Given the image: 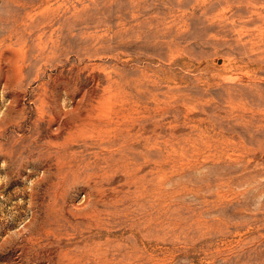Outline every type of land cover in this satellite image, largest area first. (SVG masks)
Wrapping results in <instances>:
<instances>
[{
  "label": "rangeland",
  "instance_id": "374dc122",
  "mask_svg": "<svg viewBox=\"0 0 264 264\" xmlns=\"http://www.w3.org/2000/svg\"><path fill=\"white\" fill-rule=\"evenodd\" d=\"M55 27L52 64L36 51L24 70L7 60L23 55L20 37L32 45ZM60 71L77 82L71 96L57 87L61 108L87 95L93 111L131 112L139 142L49 147L59 122L37 120L35 78L52 89ZM49 153L82 172H57ZM92 189L121 214L85 239L60 207L85 208ZM111 247L132 264H264V0H0V264H65L64 250L95 264Z\"/></svg>",
  "mask_w": 264,
  "mask_h": 264
},
{
  "label": "bare ground",
  "instance_id": "6f19581e",
  "mask_svg": "<svg viewBox=\"0 0 264 264\" xmlns=\"http://www.w3.org/2000/svg\"><path fill=\"white\" fill-rule=\"evenodd\" d=\"M31 32H28V34H30ZM45 33L46 32L44 31V32L41 33V35L38 36V38H37L38 40L36 41L35 44H32L33 46L32 45H27V43H26L27 40H25V37H24L25 35L23 34L24 36L22 38L20 37V40L22 39V42L24 41L23 45L21 46V48H24L23 55H20V53H18L17 50L16 51H12V55L11 56L10 55L7 56V60L9 62H11L12 64L18 66L22 70H24V68H28V66L31 64V62H27L28 60H30V59H28L29 56H30V52L31 51L32 52L36 51L37 54H35V55L39 56V59L44 60L45 63H51L52 64L55 61L56 57L58 56L59 51L62 49V39L64 37L62 35V30H61L60 27L51 28L50 31H49L48 36ZM70 52H71L70 45H68L67 48H64L62 50V54H64L66 56L65 60L71 59V58H69V53ZM70 57H71V55H70ZM33 59H35V57H33ZM33 59L31 58V61ZM36 60H38V58ZM79 60H80V58H79ZM35 62L36 61H34V63ZM55 64H58V63H55ZM78 64H79V62H78ZM80 65H81V63H80ZM82 65H84V64H82ZM9 66H10V63H9ZM75 67L76 66L71 65L70 68H69V71L71 73V71H73V69L76 70L75 72L77 74V77L79 78V76H80L79 74L84 73L85 70H84V72H81L82 69L78 68L79 66L77 67V69ZM39 69L40 68H38V71H39ZM23 72L21 74V77H19L18 80L16 81V85L19 87V89H17L18 91H16V92H19V93H17V97L14 100V104L17 103V102L19 103V105L15 104V105L19 106V107H17V111L19 112V114H21L24 117V115H25V113L27 111H25V107L23 106V104H24L23 100H24V96H26L27 95L26 93H28L29 91H27L28 88L24 89V84H25L24 81H26L27 77H26V74L23 73ZM64 74L65 73H62V71H60V73H58L57 75H55V74L52 75L51 74L52 77L54 76L53 80H51L52 81V85H50L52 89H50L47 86V84H49V83H47L45 80H40V76H39L38 73L36 74V78H35L36 81H39V84H38V87H37L38 91H35V94H34L35 95L34 102L36 103L35 104L36 105V111L38 113L37 120L39 122H41L42 124L48 125L47 127H49V125L53 121H55V122L58 121L59 122V127L57 128V130L55 132H51L50 133V138L51 139L48 140V141H49V143H51L53 145H50L49 147L56 146L58 148L57 149L58 152H64L66 154L67 151H70V149L73 148L75 146V144H77L76 141L79 138L87 139V138H92V137L94 138V136L97 137L96 139L99 140V142H96L98 145L99 144L103 145L102 142L106 138H114V139H118V140L122 139V140H124L125 143H132V144L136 143V142L137 143L139 142L136 139V134L141 131V128L139 127V125L134 123V120H133L134 118L131 119L132 117H130V118L127 119L128 115H130L131 112L130 113H125L122 109H114V110H111L110 112H105V110L104 111H102V110L93 111V109L95 107L92 106L89 102H86L88 97L87 98H85V97L87 95H84L82 100H81V102H78L77 105L72 110H68V109L66 110L64 108H61L60 104L58 103V102H60L59 99H58L59 97L57 98V96H58L57 92H60V91H57V87L63 88L64 91L66 92V94L68 96H71V95H74V93L76 92L75 86L77 85V82H76V85L74 83L75 81L73 82V76H71V75L67 76V74L66 75H64ZM87 75L89 77L91 76L89 73ZM74 77H76V76H74ZM46 79H47V77H46ZM76 81H77V79H76ZM80 81H81V79H80ZM92 81H93V79H92ZM94 81H95V79H94ZM95 83H97V82H95ZM49 89H50V93H48ZM59 95H61V94H59ZM14 104H12V105H14ZM22 116H20V118H22ZM124 118L126 120L125 121H121ZM22 120H25V119H22ZM82 145L86 146V145H89V143H88L87 140H85ZM100 147H102V146H100ZM65 154L61 153V154H58V156H54L52 153H49L46 157L49 158V159L52 158V160L55 162V164L52 163V165L53 164L56 165L57 172H60V173L61 172H63V173L65 172L64 175L67 172H71V173L72 172H76V173L77 172H82L81 159H76V160H74V163H73L71 160L68 161L69 159H68L67 156H64ZM125 172H126V170H125ZM123 173H121V174H123ZM126 174H127V172L125 173V175ZM60 175H62V174H60ZM93 175H95V174H93ZM73 176H74V174H73ZM76 181H77V179H76ZM77 182H75V183H77ZM63 185H64V183H63ZM86 186H88V185H86ZM132 186H133V184H132ZM64 194H67V193L64 192ZM86 194L87 195H86V199H85V204H86L85 208L80 209L79 208L80 206H76L75 207L74 205H71V204L69 205L70 202L69 203L67 202L68 204L66 206L60 207V208H63V210H65V213H66L67 216L68 215H71V217L73 216L74 220H71L70 221L71 223L68 222L70 227L72 228V230H74L75 232H77L80 235H82L83 237H85V239H87L88 234H92V233L98 234L99 231L104 230L107 226H109V224H110L109 222H115V224H117L116 220L119 219V216L121 214L120 213L121 210L119 211L117 208H115L113 211H109V210L107 211V209H104V207H103V205H104L103 199L106 196H108L107 194H101L99 191H96V189L95 190L92 189L91 191H89ZM62 195H63V193H61L60 196H62ZM63 197L64 196H62V198ZM55 198H56V195H55ZM106 198H108V197H106ZM106 198H105V200H106ZM105 203H106V201H105ZM54 204H57V203H54ZM55 210H53L55 212V217L58 218V220H59L58 222H60V220L64 219L65 217H60V215L62 214L60 209L59 210H60L61 213L57 212L58 209H57V211H55ZM65 213H63L64 215H62V216H66ZM71 217H69V218H71ZM48 221H52V220H48ZM66 221H69V219H67ZM49 229H50V227H49ZM94 230H95V232H93ZM64 232H66V231H64ZM54 233H56V232H54ZM71 233H69V234H71ZM84 241H83V243L85 244ZM83 243H80V246ZM112 246H114V244ZM87 247H89V246H87ZM111 248H113V249H111L112 252H113L112 253V258H107V256L104 257L103 254L100 256L99 255L100 252L99 253H93L92 252L93 255L97 258V262H95V264H121V263L122 264H132L137 259V256H133V255H129V257L126 256V258L124 256V259L123 258L119 259L117 257L118 255L115 253V252L118 251L117 247H116V249L114 247H111ZM84 250H89V249H87L85 247ZM90 250H91V248H90ZM64 253H65L64 255H65V259H66L65 260L66 261L65 264H73V262H72L73 260L71 261V259L69 258L68 252L64 250ZM82 260L83 259L81 257L76 259L75 260V264H88V260L85 261V262H83ZM125 260L126 261L129 260L130 262L129 261L128 262H123Z\"/></svg>",
  "mask_w": 264,
  "mask_h": 264
}]
</instances>
